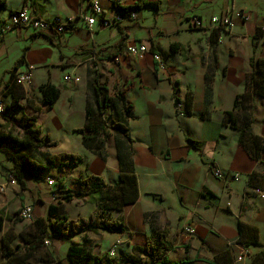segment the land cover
<instances>
[{
  "label": "crops",
  "instance_id": "1",
  "mask_svg": "<svg viewBox=\"0 0 264 264\" xmlns=\"http://www.w3.org/2000/svg\"><path fill=\"white\" fill-rule=\"evenodd\" d=\"M90 1L5 0L0 19L21 8L42 18L74 16L81 8L91 15ZM97 1L106 17L115 15L116 6L139 2L141 7L134 9L133 19L110 27L95 23L87 29L78 21L60 34L21 27L0 35V91L5 89L7 106L12 96L6 93L5 85L11 76L15 82L19 73L31 74L28 83L15 82L22 96L18 101L21 107L6 109L0 117V131L14 126L23 115L33 116L41 135L56 141V145L46 147L49 154L79 155V160L68 161L69 171L79 178L98 175L110 186L115 185L121 170L117 142L129 144L131 170L137 179V200L107 214L109 220L123 225L122 232L85 225L73 237L69 233L68 239L45 238L48 244L44 251L55 262L59 248L65 257L67 247L81 245L87 234L95 255L107 253L111 244L119 241L114 256L124 264L132 247L143 246L152 231L167 227L174 236V248L167 252L170 261L264 264V0ZM239 10L248 20L233 16V28L228 31L210 23L212 16L234 15ZM193 16L200 18L199 27L194 26ZM139 44L146 46L142 55L128 51ZM171 44L177 49L172 51ZM154 54H159L162 68ZM92 55L96 60L89 59ZM253 66L249 133L258 141L256 157L249 147L238 143L239 131L224 120V113L233 109L235 96L249 85ZM64 75L79 80L66 82ZM95 76L110 95L124 90L132 107L130 141L106 126L104 157L87 148L77 131L85 123L87 103L94 101ZM46 82L59 89L51 108H45L39 90ZM176 99L185 109L183 115L177 112ZM35 106L41 109L35 110ZM11 166L0 150V185ZM215 169L224 178L215 177ZM63 174L59 169L58 177ZM232 174L237 178H231ZM22 180L24 189L16 182L0 194V264L6 260L4 245L12 249L21 246L22 236L35 227L31 223L45 218L49 205L57 206L50 193L41 194L27 174ZM27 204L32 207L33 221L17 217L18 210ZM88 207L85 219L94 205ZM239 222L247 224L242 235ZM185 226H191L193 233L182 235ZM254 238L259 245H245ZM65 263L64 259L58 264Z\"/></svg>",
  "mask_w": 264,
  "mask_h": 264
},
{
  "label": "trees",
  "instance_id": "2",
  "mask_svg": "<svg viewBox=\"0 0 264 264\" xmlns=\"http://www.w3.org/2000/svg\"><path fill=\"white\" fill-rule=\"evenodd\" d=\"M5 0H0V7ZM141 4L137 2L132 6H116L117 11H130L139 9ZM170 49H177L176 44H171ZM22 61V58L19 59ZM257 69V68H256ZM16 70V66L13 68ZM255 67L253 66V74L249 80V85L241 93L237 94L233 101V109L224 113L225 122L234 129L239 131L238 143L249 147V151L253 156H257L258 141L250 133L249 118L251 114V98L255 87ZM12 73V74H13ZM6 83V93L11 94L12 99L7 108H20L19 99L22 97L19 90H16V84L13 79ZM15 89V90H14ZM39 90L45 102V108H51L59 97V89L46 82L39 86ZM94 101L87 103L85 109V123L82 128L77 129L82 134L83 144L97 154L105 156L103 153V144L108 136L106 124L103 119V112L106 107H110L114 118L110 124V128L120 131L130 141L128 131V120L131 111V104L125 98V92L118 89L113 95L107 92V89L100 86L96 80L93 81ZM179 101L176 99L175 104ZM35 110H40L38 106ZM237 109V110H236ZM239 113L241 115H239ZM18 126L22 131V137L16 140L8 131H0V150L5 154L6 158L12 162L9 173L12 174L20 188L24 189L23 176L27 174L34 182L45 180L48 171H45L43 163L39 162L35 157V153L40 148H46L56 145V141H50L47 135L42 136L41 130L34 123L33 116H21L13 124ZM247 130V131H246ZM251 138L250 140H248ZM188 143L198 148L194 140L187 138ZM7 142L18 151V156H13L9 152V148L5 145ZM260 145V142H259ZM117 155L120 163V172L115 185L110 186L104 183L98 175L87 174L77 179V189L74 192L63 195L65 201L76 199H89L94 208L89 218L81 219V224H86L91 229H101L106 232L120 233L123 231V225L120 222L111 221L107 214L112 211H120L126 204L133 203L138 198V187L135 173L131 170L130 145L120 144L117 142ZM79 155L71 153L47 154L45 162L48 165L64 170L68 166L69 160H79ZM65 214L58 213L56 205H49L47 208V218L45 222L43 218L35 219L31 224L35 225L36 233L32 235L26 234L22 236L23 244L16 249L8 248L4 245L6 260L4 264H24L29 255L36 253L42 248L44 239L51 236H60L67 238L68 233L64 232L67 221ZM1 222V219H0ZM247 224L239 222V234L242 235V229ZM70 234H75L74 225L71 223L68 227ZM259 245L256 238L248 240L245 245ZM174 248V236L170 234L167 227L152 231L146 238L143 246L132 247L131 253L126 256L124 264H184V262H173L167 257V252ZM21 249H27L28 253H21ZM46 253V251H45ZM47 255V253H46ZM42 262L43 258H38ZM66 264H119L115 256H109L107 253L95 255L92 253L90 240L83 236L82 244H70L65 254ZM47 264L54 261L51 257H47Z\"/></svg>",
  "mask_w": 264,
  "mask_h": 264
},
{
  "label": "built area",
  "instance_id": "3",
  "mask_svg": "<svg viewBox=\"0 0 264 264\" xmlns=\"http://www.w3.org/2000/svg\"><path fill=\"white\" fill-rule=\"evenodd\" d=\"M89 8L91 10V15H87L82 12V8L80 11L74 16L68 17H60L58 15H54L48 18H42L36 15L29 13L26 9L21 8L12 11L6 19H0V35L11 31L14 28H30L35 32H53L56 34L62 33L66 28L73 26L76 22L80 21L83 24L84 28H91L95 23H99L102 27H110L112 25H119L122 21L127 19H133L135 16L134 10L130 11H117L113 17H106L102 11L97 0H91L89 4ZM233 16L246 21L248 20L247 14L243 11H236L234 15L230 13H222L217 16H212L210 18V23L213 26L220 27L224 30H230L233 28L232 18ZM97 19V20H96ZM193 24L195 27H199L201 25L200 18L193 16ZM264 32V26L261 28ZM128 51L132 54H140L142 55L146 51V46L143 44H139L138 46H132L128 48ZM90 60H96L95 55L90 56ZM153 59L157 62L159 68H162V60L159 54H154ZM31 80V74L29 71H23L16 75L15 82L16 83H28ZM63 80L66 82L74 81L77 82L79 79L77 77H71L69 75H64ZM5 89L0 91V115H3L7 109V104L4 101ZM177 112L179 115H183L185 113V109L181 105L180 102L175 104ZM214 176L217 178H224V175L220 170L215 169L213 172ZM231 178L236 179L237 175L232 174ZM16 180L12 176V174H7L6 181L4 184L0 185V194H3L8 186L15 185ZM46 185L49 187L56 189L55 182L52 179L46 180ZM256 193H259V189H255ZM55 195L52 193V199H54ZM17 217L21 220L33 221L32 215V207L31 205H23L17 212ZM181 234H192L193 228L191 226H185L180 231ZM45 244H48L47 241H44ZM119 241H115L109 247L107 254L109 256H114L116 247ZM240 259V256L237 258ZM66 264V263H65Z\"/></svg>",
  "mask_w": 264,
  "mask_h": 264
},
{
  "label": "rangeland",
  "instance_id": "4",
  "mask_svg": "<svg viewBox=\"0 0 264 264\" xmlns=\"http://www.w3.org/2000/svg\"><path fill=\"white\" fill-rule=\"evenodd\" d=\"M2 116L3 115H0V117H2ZM113 118H114V114H113L112 110L106 109L103 113V119H104V122L107 126H110V124L113 121ZM108 128H110V127H108ZM4 131H8L16 140H19L23 134L21 129L18 126H11V127H9V129H5ZM5 146L9 148V152L11 155L18 156L19 152L16 151L8 142ZM47 154H49L48 149L43 147V148H40V150L37 151L34 155V157L39 162L44 164L45 171H48L47 177L44 181L40 180V181L35 182V183L37 184L39 192L41 194L48 195V193H50L51 197H52V193L55 195L53 202L55 204H57L58 213L59 214H65L68 218L66 223H65L66 228L64 229V232L68 233V235H69L68 227L70 226L71 223L74 225V230L76 232H79V229L84 228V226L86 225L85 223L81 224V219L84 217H87L89 215L90 212H89V210H87V208H89L88 206L90 203L92 204V202L87 198L85 200H82V198L81 199L74 198L70 201H65L63 199V197H62L63 195L70 193V192H74L76 190L75 183L77 182V178H79V177L76 176L75 173L69 171L71 169V168L69 169V166H66L64 168V174L62 175V177H58L59 169L57 167L48 165L45 162V156ZM11 164H12V162H11ZM9 169L7 171H9ZM7 174H10V173L7 172ZM48 179L54 180L56 189H53V188L49 187L48 185H46V186L44 185V183ZM84 209H86V210H84ZM80 212L82 214H79ZM46 218H47V215L45 218H43L44 222H45ZM28 232L30 235H32L33 233H36L35 227L31 226L29 228ZM87 232H88V230H87ZM73 235H75V234H73ZM73 235H69V237H73ZM79 236L81 238L83 235H79ZM84 236L89 239V235L85 234ZM58 237L61 238L60 236H56L55 238H58ZM43 243L44 242H42V244ZM45 245L46 244L44 243L41 249H39L36 253L29 255L26 263H28V264H39V261H37V259L43 258V259H45L44 263L47 264L46 259H47L48 255H46V253L44 251ZM91 246H92V244H91ZM20 252L23 254L24 253L26 254V253H28V250L27 249H21ZM55 258H56L55 262L52 264H58L62 260L65 259L64 255L62 253V248H59V250L56 251ZM26 263H24V264H26Z\"/></svg>",
  "mask_w": 264,
  "mask_h": 264
}]
</instances>
